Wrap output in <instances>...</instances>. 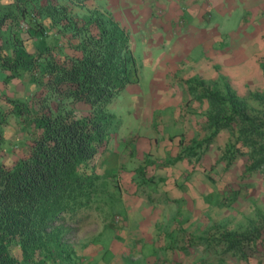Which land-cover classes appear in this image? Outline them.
Masks as SVG:
<instances>
[{"label":"trees","instance_id":"obj_1","mask_svg":"<svg viewBox=\"0 0 264 264\" xmlns=\"http://www.w3.org/2000/svg\"><path fill=\"white\" fill-rule=\"evenodd\" d=\"M0 27V68L8 71L3 83H17L26 69L35 84L24 98L0 95L8 104H0V264H75L82 258H75L67 234L88 218L109 181L119 191L117 169L105 164L120 126L111 107L139 81L131 34L115 13L86 0H13L0 10ZM22 31L48 40L24 57ZM51 31L56 38L50 41ZM260 65L264 74V62ZM183 82L185 103H200L201 122L187 142L178 132L180 149L166 163L200 158L227 129L220 160L229 166L245 156L246 171L264 173V90L242 95L223 74ZM10 115L29 139L8 162L3 151ZM156 178L145 176L143 166L134 168L138 185ZM257 214L234 228L219 221L209 227L216 230L212 235H199L206 252L217 258L203 264H233L224 261L226 254L248 258L264 227V215Z\"/></svg>","mask_w":264,"mask_h":264},{"label":"rangeland","instance_id":"obj_2","mask_svg":"<svg viewBox=\"0 0 264 264\" xmlns=\"http://www.w3.org/2000/svg\"><path fill=\"white\" fill-rule=\"evenodd\" d=\"M123 1L86 0V5L90 7H113L117 11L119 20L132 34L133 53L140 70L138 85H134L132 91L125 88L111 107L120 120V126L105 165L117 169L119 191L114 192L112 188L116 190V185L109 181L107 189L98 196L97 204L89 210L88 218L73 233L67 234V240L77 249L75 258H84L83 264H203L206 260H216L215 256L206 252L199 235H212L216 230L209 227L219 221L234 228L246 221L247 216H258L257 212H261L259 215L262 217L264 173L246 171L245 156L236 158L229 166L220 160L221 147L228 140L227 129L219 132L200 158L193 157L183 163L179 160L172 164L166 163L180 149L178 132H183L186 142L189 139L188 130L184 132V129H180V118L187 116L189 119L186 125L194 129L192 123L194 120L196 123L201 122L202 109L199 104L193 113L191 105L187 109L183 105L184 108L182 106L180 109L183 113L176 117L175 107L160 105L163 92H171L172 89H166L161 84L164 78V56L172 51L164 53L163 49L154 46L146 36L149 29L142 32L139 30L138 23L141 26L144 21L137 7L132 8L137 18L132 15V9L127 10L123 6L118 10L114 7ZM129 1L136 4L141 2ZM247 2L249 0H246V4L239 1V10L229 14L225 24L227 28L237 29L242 35L241 28H252L253 23L258 21V30L255 32L261 33L263 42H258L259 36L256 34L250 36H254V46L261 47V53L257 55L261 64L264 62V2L257 5V12L253 13L246 11L249 5ZM74 11L86 15L85 8L74 5ZM215 18L221 20L220 14H215ZM2 29L0 27V31ZM55 34L52 31L48 33L50 41L56 38ZM39 35L48 40L47 35L44 37L37 33L36 37ZM7 38L12 42L9 35ZM30 42L27 40L26 45L29 46ZM5 44H8L7 40ZM27 54L28 51L22 56L28 57ZM259 68L255 73L261 80L254 84L235 85L231 77L223 75L227 76L238 93L248 96L249 90H264L261 65ZM7 72L0 68V95L24 98L34 90L35 84L26 69L20 81L15 83L10 80L5 86L3 80ZM173 73L180 75L178 70ZM169 80L179 82L182 78L170 75ZM0 104L8 105L3 98H0ZM4 134L7 153L3 151V158L10 162L15 157L14 153L24 148L29 138L14 115L9 116ZM138 166L144 167L145 176L157 177L156 182L147 180L138 185L133 179L134 168ZM159 176H164V179L159 180ZM116 230L117 235L114 236ZM261 232L257 244L248 248V258L237 260L226 254L224 261L233 264H264V227ZM113 236L122 245L112 242L115 239ZM91 243L99 250L88 256H80L79 249L89 247Z\"/></svg>","mask_w":264,"mask_h":264},{"label":"crops","instance_id":"obj_3","mask_svg":"<svg viewBox=\"0 0 264 264\" xmlns=\"http://www.w3.org/2000/svg\"><path fill=\"white\" fill-rule=\"evenodd\" d=\"M12 1L0 0V10ZM239 1L246 4V0H141L137 4L124 0L120 5L114 6L118 10L123 6L127 10L137 7L142 12V20L144 21L141 26L138 23L139 30L142 32L149 29L146 36L150 38L148 40L154 43V46L163 49L164 53L172 51L164 56V75H162L164 78L161 79V84L166 89H172L171 92H168V90L163 92L165 95L163 94V102L160 105L167 108L175 107L177 109L176 117L183 113L180 111L183 105H186V109L188 105H191V111L194 113L193 110L200 104L196 101L185 103L188 98L186 86L183 82L185 78L200 74L209 79L222 73L231 77V80L236 82L235 85L239 83H242V85L254 84L261 80V77L255 73L256 70H260V61L258 62L257 55L261 53L259 52L261 47L254 46V36L253 38L250 36L256 34L259 36L257 38L258 42H263L261 33L255 32L258 30L256 25L258 21L253 23L252 28L246 29L247 26L241 28L242 35L237 29L227 28V23L225 24V22H228L229 14L239 10ZM263 2L264 0L260 2L259 0H249L246 11L250 13L257 12V5ZM108 8L120 18L113 7ZM131 12L137 18L133 9ZM215 14H220L219 19L221 20L214 19ZM8 22L9 19L6 23L8 24ZM219 23H224V25ZM22 35H24L23 53L27 51L30 53L35 52L38 46L43 44L42 40H45L40 35L38 38L36 35L31 37L25 31H22ZM27 40L31 41L29 46L26 45ZM176 70L180 75L173 73ZM170 75L178 76L182 78V81L169 80ZM188 115H192V113H188ZM187 119H189L187 116L181 117L179 123L180 129H184V132L186 129L188 130L190 138L197 130L196 120L192 123L194 131L193 128L189 127L190 125H186ZM183 121L185 122L183 123ZM180 161L182 163L187 162V159L184 158ZM116 235L117 230L114 236ZM112 242L122 245L116 238L112 239ZM90 245L89 247H82L81 250L79 249L78 252L81 253L79 255L84 257L99 250L95 247V244L91 243ZM83 259L78 263L75 262V264H83ZM102 264L105 263L102 262Z\"/></svg>","mask_w":264,"mask_h":264},{"label":"built area","instance_id":"obj_4","mask_svg":"<svg viewBox=\"0 0 264 264\" xmlns=\"http://www.w3.org/2000/svg\"><path fill=\"white\" fill-rule=\"evenodd\" d=\"M19 26L22 27V28H25L26 27V23L21 20L20 23H19Z\"/></svg>","mask_w":264,"mask_h":264}]
</instances>
